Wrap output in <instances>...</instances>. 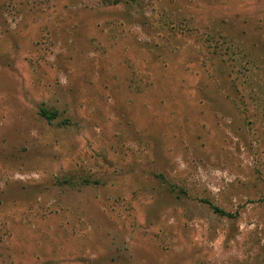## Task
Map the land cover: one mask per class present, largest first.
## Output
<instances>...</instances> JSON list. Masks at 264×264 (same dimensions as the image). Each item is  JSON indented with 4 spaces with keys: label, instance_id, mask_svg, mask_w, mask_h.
Here are the masks:
<instances>
[{
    "label": "rangeland",
    "instance_id": "rangeland-1",
    "mask_svg": "<svg viewBox=\"0 0 264 264\" xmlns=\"http://www.w3.org/2000/svg\"><path fill=\"white\" fill-rule=\"evenodd\" d=\"M0 264H264V0H0Z\"/></svg>",
    "mask_w": 264,
    "mask_h": 264
},
{
    "label": "trees",
    "instance_id": "trees-1",
    "mask_svg": "<svg viewBox=\"0 0 264 264\" xmlns=\"http://www.w3.org/2000/svg\"><path fill=\"white\" fill-rule=\"evenodd\" d=\"M39 114L44 120L48 122H52L57 118V113H51L49 110L45 108H40ZM213 209L216 211V213H219L221 215H227L224 211L218 208L213 207Z\"/></svg>",
    "mask_w": 264,
    "mask_h": 264
}]
</instances>
